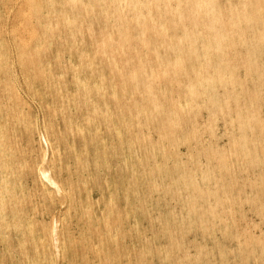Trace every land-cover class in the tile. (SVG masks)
Instances as JSON below:
<instances>
[{
  "label": "rangeland",
  "instance_id": "rangeland-1",
  "mask_svg": "<svg viewBox=\"0 0 264 264\" xmlns=\"http://www.w3.org/2000/svg\"><path fill=\"white\" fill-rule=\"evenodd\" d=\"M40 1L41 10L38 8L39 0L34 3L32 0H0V146H5L7 150L0 147V264H264V41L257 48L249 34H245L243 42L237 38L240 32L249 27L248 22L235 23L236 13H240L237 0H214L213 7L207 8L208 11L213 8L221 10V21L212 22L209 27L219 29L218 33L227 37L224 36L226 43L218 53L210 51L205 55L198 38L187 36L189 40L183 37L184 41L179 38L181 28L187 26L186 22L179 24L177 19H167L169 17L163 11L169 7L163 8L165 5L159 4V7H163L157 6L151 11L156 24L160 21L157 26L163 25V34L156 38L147 31L141 38L134 24L127 27L123 22L118 25L117 16H112L102 6L106 0H78L79 4L77 0L70 1L73 6L76 5L74 9L68 0H51L54 4H50V0ZM32 4H35L36 10ZM62 4L64 7H61ZM106 4L111 6L117 2ZM173 5L171 2L170 6ZM87 6L91 8L88 10ZM123 6L124 15L129 16L132 2ZM136 8L135 11L139 12L138 8L141 7ZM142 9L140 12H145ZM159 12L163 14L158 15ZM74 17L76 20H79L76 17H80V20L75 21ZM256 19L258 22L253 23L254 28L264 29V13ZM168 20L174 21V24ZM197 22L202 25V20ZM66 23L73 25L66 27ZM221 23L225 25L222 28L218 27ZM148 24L144 26L148 27ZM117 25L129 28L126 44L130 51L123 49L122 53H117L116 50L112 51L114 44L110 47L100 42V39L104 41L106 38L116 42ZM38 28L41 33L37 32ZM47 29L50 30L47 32ZM38 38L40 41H36ZM25 40L29 41L26 48L20 44ZM151 41L153 44L157 42L156 45ZM32 42L38 43L32 45ZM18 45L24 51L19 50ZM170 45L172 48H169ZM145 47L151 49H148L151 53ZM28 49L30 57L26 56L30 54ZM92 49H96L94 53L97 56ZM138 50L143 55H139ZM123 51H126V55ZM195 51L198 53H193ZM41 52L46 58L42 57ZM20 54L23 58L19 57ZM186 55H190V59L192 57L191 63ZM197 55H201V58ZM35 56L37 60L42 59L37 61ZM206 56H209L208 59ZM177 57L182 59L175 66L174 58ZM153 59L155 61L151 63ZM165 60L171 61V67L168 66L170 62ZM224 60L230 63H224ZM161 61H165L163 66ZM91 63L94 66L89 65ZM148 63L157 69H152V65L149 68ZM87 66L92 68L86 69ZM182 66L189 68L187 72ZM170 70L177 73H170ZM134 72L138 73L137 82L130 75ZM80 73L81 76H76ZM151 83L158 86L154 87ZM148 84L150 87H147ZM123 88L132 95L125 94ZM191 89H196L193 94ZM149 92L153 95L150 96ZM119 95L125 98L117 97ZM6 96H11L9 102ZM101 101H105L104 104ZM153 102L159 107L153 109ZM84 103L86 106H83ZM102 104L104 110L100 107ZM122 107H125L124 110ZM117 110L120 115H117ZM144 112L149 114L148 117L144 116Z\"/></svg>",
  "mask_w": 264,
  "mask_h": 264
},
{
  "label": "bare ground",
  "instance_id": "bare-ground-1",
  "mask_svg": "<svg viewBox=\"0 0 264 264\" xmlns=\"http://www.w3.org/2000/svg\"><path fill=\"white\" fill-rule=\"evenodd\" d=\"M26 1V0H25ZM35 2V0H32V2ZM65 1V0H64ZM63 1V2H64ZM72 1H75V0H68V2H69V4H72V6H73V3H71ZM98 1V0H97ZM23 2V1H22ZM33 2V3H34ZM54 2V1H53ZM53 2H51V0H50V4H54ZM62 2V3H63ZM79 2L80 1H78L77 0V4H79ZM92 2V1H91ZM113 3L114 4V2H117V4H115V5H112L111 4V6L109 5V4H106V3ZM104 2V5H102V6H105L106 7V9L108 10V11H110L111 13H112V16H113V14H115V16H117V18H115L116 19V22L118 23V25H119V23H120V25H121V23H123V22H125L126 23V26L128 27V24L129 25H131L132 24V26H133V24H134V26L136 27V29H137V32H139L138 33V35L141 37V35L143 36V34H146V32L147 31H149L150 33H151V36H154V37H156V38H158L159 36H161L160 35V33H162L163 34V32H162V29L164 28V27H160V26H157V24L160 22H158L157 24H156V18L154 17V14H151V11H152V9L153 8H156L157 9V6L160 4V5H165V7H163V6H161V7H163V8H165V9H167L168 7H169V9H167V10H165V11H163L166 15H168V17L169 18H167V19H170V20H173V19H177V21H178V23L179 24H182V23H185L186 22V25L187 26H184L183 28H181L182 29V33H180V34H182L179 38H181L183 41H184V39L187 37V36H191V37H195V39L196 38H198L199 39V41L202 43V49L204 50H202L203 51V54L205 55V52H213V53H218L219 52V48L223 45H225V38L227 37L226 35H224V36H226V37H224V36H222V35H220V33H218V30L219 29H217L216 30V28H211V27H209V26H211L210 24H212V22H216L217 21V23H218V21H221V16H220V9L218 10V9H214L213 8V10L211 9V10H207V8H210V6L212 5V4H214L213 2H214V0H113V1H110V2H108L107 0ZM131 3L132 2V7H129L130 9V11H132V13L129 15V16H125L124 15V13H123V11H124V9L122 10V8L121 7H123L124 8V6L123 5H126L127 6V4L128 3ZM171 2H173L174 3V5H173V7L172 6H170V3ZM229 1H227V3H228ZM237 3H239L240 5H239V10H240V13H236L237 15H236V17H235V23H237V22H248L247 24L249 25V27H247L246 28V30L245 31H242V32H240L239 33V35L238 34H235L234 32V34L235 35H238L237 36V38L239 39V40H242L241 42H243V40L245 39L244 37H245V34H249L250 35V37H252V43H253V45H255L257 48H259V47H261V43H262V41H264L263 40V38H264V29L262 28V29H256V28H254V25H253V23H257L258 21H257V19L256 18H259L260 17V15H261V13H264V0L262 1V2H256V1H250V0H237L236 1ZM38 3V2H37ZM37 3H35V4H37ZM40 3H42L40 0H39V3H38V8H39V10H41V6L39 5ZM43 3H45L44 1H43ZM66 3H67V1H66ZM74 3H76V2H74ZM26 4V3H25ZM24 4V5H25ZM35 4L33 5L32 4V6H34L35 7V9L33 8V7H30V8H33L34 10H36V6H35ZM49 3L47 2V5H48ZM90 4V3H89ZM88 4V5H89ZM66 5V4H65ZM84 5V3L82 4V1H81V6H83ZM101 5V4H100ZM27 6H28V1H27ZM27 6H26V8H27ZM30 6H31V4H30ZM53 6V5H52ZM51 6V7H52ZM64 7V4H62L61 5V7ZM80 6V5H79ZM167 6V7H166ZM41 7V8H40ZM66 7V6H65ZM69 7H71V6H69ZM74 7H76V5H74L73 6V9H74ZM90 7V6H89ZM88 6H87V9L89 8ZM136 7H143V9L145 10V12H140V10H141V8H138V9H140L139 10V12H137V11H135V8ZM159 7V6H158ZM161 7H159V8H161ZM212 7H213V5H212ZM211 7V8H212ZM218 7V6H217ZM48 8V7H47ZM54 8V7H53ZM52 8V9H53ZM72 8V7H71ZM91 8V7H90ZM89 8V9H90ZM104 8V7H103ZM133 8V9H132ZM162 8V9H163ZM25 9V8H24ZM46 9V8H45ZM44 9V10H45ZM77 11L79 10V8H75ZM85 10H86V8H84ZM88 9V10H89ZM137 9V8H136ZM142 9V10H143ZM162 9L160 10V11H162ZM231 9H232V7H231ZM54 10V9H53ZM84 10V11H85ZM104 12H105V10L104 9H102ZM164 10V9H163ZM237 10V12L239 11L238 9H236ZM18 11H19V9H18ZM127 11H128V9H127ZM129 11V12H130ZM206 11H207V13H206ZM230 11H232V10H230ZM20 12V11H19ZM33 12V11H32ZM36 12V11H35ZM40 12V11H39ZM45 12H47V10L45 11ZM54 12H56V11H54ZM76 12V11H75ZM85 12H87V11H85ZM102 12V11H101ZM125 12V11H124ZM129 12H127V13H129ZM157 12V11H156ZM28 13V12H27ZM59 13H60V10H59ZM58 13V14H59ZM82 13V12H81ZM80 13V14H81ZM206 13V14H205ZM36 14H38V12L36 13ZM40 15H41V13H39ZM48 14H49V12H48ZM54 14V13H53ZM56 14H57V12H56ZM57 14V15H58ZM108 14V13H107ZM157 14V13H156ZM159 14H161L160 12L158 13V15ZM163 14V13H162ZM161 14V15H162ZM203 14H205V15H203ZM22 17H23V15H22V13L20 14ZM27 15V14H26ZM57 15H56V17H57ZM76 15H78V14H76ZM76 15H74V16H76ZM88 15V14H87ZM91 15V14H90ZM98 15H99V13H98ZM104 15H105V13H104ZM109 15H110V13H109ZM157 15V16H158ZM166 15L164 16V17H166ZM19 15H17V17H18ZM37 16V15H36ZM46 16H48L47 14H46ZM62 16V15H61ZM80 16V15H79ZM101 16H102V13H101ZM107 16L108 15H106V18H107ZM162 16V17H163ZM25 17H28V16H25ZM30 17V16H29ZM31 17H32V15H31ZM81 17H82V15H81ZM87 17V16H86ZM85 17V18H86ZM111 17V16H110ZM109 17V18H110ZM34 18V17H33ZM38 18H40L39 16H38ZM42 18H43V15H42ZM60 18V17H59ZM58 18V19H59ZM62 18H64L63 16H62ZM76 18H79V20H80V17H76ZM102 18H103V16H102ZM106 18H104V19H106ZM112 18V17H111ZM160 18V17H159ZM17 19V18H16ZM35 19V18H34ZM66 18H64V20H65ZM84 19V18H83ZM114 19V18H113ZM112 19V20H113ZM161 19V18H160ZM160 19H158V20H160ZM228 19V18H227ZM18 20V19H17ZM38 20V19H37ZM53 20V19H52ZM57 20V19H56ZM74 20L75 21H79V20H76L75 19V17H74ZM106 20H109V19H106ZM111 20V19H110ZM109 20V21H110ZM170 20H168V22L170 21ZM198 20H202V25H198ZM230 19H228V21H229ZM35 20H33V22H34ZM50 21V19L48 20V22ZM66 21H68V20H66ZM65 21V22H66ZM84 21V20H83ZM83 21H80V23H82ZM104 21V20H103ZM102 21V22H103ZM113 21H115V20H113ZM112 21V22H113ZM162 21H164V19L163 20H161V22ZM165 21H167L166 20V18H165ZM18 22H20L19 20H18ZM37 22V21H36ZM36 22L34 23V24H36ZM38 22L40 23V21L38 20ZM57 22H59V21H57ZM61 22H63V20L61 21ZM69 22V21H68ZM71 22H73V21H71ZM234 22V21H233ZM17 23V22H16ZM21 23H23V20H22V22ZM20 23V24H21ZM32 23V22H31ZM55 23V22H54ZM64 23V22H63ZM108 23V22H107ZM115 23V22H114ZM147 23H149L148 24V27H145L146 25L145 24H147ZM170 24H174V21H172V22H169ZM213 23V24H214ZM235 23H233V25L235 24ZM15 24V23H14ZM47 24H49V23H47ZM50 24H51V22H50ZM49 24V25H50ZM67 25H66V27L68 26V25H70V23H66ZM77 24V23H76ZM104 24H106V23H104ZM110 24V23H109ZM109 24H107L108 26H109ZM165 24V23H164ZM241 24V23H240ZM262 25H263V23H261ZM15 25H17V24H15ZM40 25V24H39ZM41 25H42V21H41ZM43 25H45V24H43ZM49 25H47L48 26V28H49ZM55 25H57V24H55ZM54 25V26H55ZM71 25H73V23L71 24ZM71 25H70V27H71ZM80 25V24H79ZM79 25H77V26H79ZM112 25H114V24H112ZM118 25L116 26L117 27V29L115 28V30H116V37H117V40H116V42H113L112 40H109V39H105L104 41H101V39H100V42L102 43V45L103 44H106V46L107 45H112V44H114V50H112V51H117V53H122V50L123 49H125L126 51H130V49H129V45H127L126 44V42H127V38H128V33H129V28L128 29H126V28H121V27H118ZM145 25V26H144ZM220 25V26H219ZM218 25V27H224L225 25L223 24V23H221V24H219ZM236 25V24H235ZM242 25V24H241ZM241 25H239V26H241ZM260 25V24H259ZM18 26H20L19 25V23H18ZM22 26V25H21ZM46 26V27H47ZM53 26V27H54ZM232 26V25H231ZM36 27H38V26H36ZM40 27V26H39ZM42 27V26H41ZM51 27V26H50ZM69 27V26H68ZM82 27V26H81ZM110 27H111V25H110ZM115 27V26H114ZM113 27V28H114ZM217 27V28H218ZM229 27V26H228ZM245 27H246V25H245ZM14 28V27H13ZM12 28V29H13ZM77 28V27H76ZM80 28V27H79ZM106 28H109V27H107L106 26ZM120 28V29H119ZM166 28V27H165ZM238 28V27H237ZM15 29V28H14ZM32 29H34V27L32 28ZM39 29V31H37V32H40V28H38ZM74 29V28H73ZM167 29V28H166ZM165 29V30H166ZM242 29H244L243 27H242ZM50 30V29H49ZM48 29H47V32L49 31ZM52 31H54V29H51ZM69 30V29H68ZM238 30V29H237ZM29 31V30H28ZM28 31H27V33H28ZM167 32H168V29L166 30ZM165 31V32H166ZM233 31V30H232ZM20 32V31H19ZM51 32V31H50ZM49 32V33H50ZM69 32V31H68ZM72 32V31H71ZM71 32H70V34H71ZM74 32V31H73ZM77 32H78V30H77ZM136 32V31H135ZM135 32H134V30H133V33H134V35H136L135 34ZM238 32V31H237ZM17 34H18V32H16ZM26 33V34H27ZM30 33V32H29ZM41 33V32H40ZM45 33V32H44ZM43 33V34H44ZM75 33V32H74ZM80 33V32H79ZM131 33V32H130ZM47 34V33H46ZM166 35H167V33H165ZM222 34V33H221ZM226 34V33H225ZM231 34V33H230ZM233 34V35H234ZM50 35H52V34H50ZM71 35H73V33L71 34ZM70 35V36H71ZM81 35V34H80ZM159 35V36H158ZM220 35V37H218ZM28 36H29V34H28ZM39 36V35H38ZM45 35H43V37H44ZM56 36V35H55ZM58 36V35H57ZM75 36V35H74ZM164 36V35H163ZM162 36V37H163ZM15 37V36H14ZM40 38H41V36H39ZM42 37V38H43ZM82 37V36H81ZM80 37V38H81ZM131 37V36H130ZM133 37V36H132ZM183 37H185L184 39H183ZM235 37V36H234ZM12 38H13V36H12ZM21 37L19 36V39H20ZM25 38V37H24ZM47 38H48V35H47ZM52 38V37H51ZM66 38H67V36H66ZM89 38H90V35H89ZM91 38H93L92 37V35H91ZM142 38V37H141ZM176 38L177 37H175L174 39L176 40ZM189 37H187V39L186 40H189L188 39ZM14 39V38H13ZM22 39V38H21ZM57 39H60V37H58ZM64 39V38H63ZM71 39H73L74 40V37L72 38L71 37ZM77 39V38H76ZM132 39V38H131ZM131 39H129V41L131 40ZM136 39V38H135ZM134 39V40H135ZM145 39V38H144ZM144 39H142V40H144ZM153 39V38H152ZM161 39V38H160ZM174 39H171V40H173V41H175ZM181 39H180V42H183V41H181ZM15 40H16V38H15ZM51 40H53V39H51ZM62 40V39H61ZM82 40V39H81ZM95 40V39H94ZM170 40V39H169ZM185 40V41H186ZM230 40V39H229ZM36 41H40L39 40V38L38 39H36ZM43 41V40H42ZM41 41V42H42ZM70 41V40H69ZM93 41V40H92ZM144 41H146V40H144ZM149 41V40H148ZM154 41H156V40H154ZM163 41H164V38H163ZM173 41H172V43H173ZM178 42H179V39L177 40ZM198 41V42H199ZM16 42H17V40H16ZM27 42H29V41H27ZM27 42H26V40L25 41H20V44L24 47V48H26L27 47ZM41 42H39V43H41ZM75 42V41H74ZM81 42V41H80ZM98 43V44H101V43ZM135 42H136V40H135ZM138 42V41H137ZM136 42V43H137ZM159 42H160V40H159ZM159 42H158V44H159ZM249 42V41H248ZM247 42V43H248ZM35 43V45L38 43H36V42H34ZM33 42H32V45L34 44ZM73 43V42H72ZM77 43V42H76ZM120 43H123V45L122 44H120ZM139 43V42H138ZM147 43V42H146ZM151 43H152V41H151ZM156 43L157 42H155L153 45H156ZM163 43V42H162ZM161 43V44H162ZM165 43H167L166 41H165ZM170 43H171V41H170ZM187 43V42H186ZM185 43V44H186ZM246 43V42H245ZM1 44V43H0ZM18 44H19V42H18ZM42 44H43V42H42ZM69 44H71V43H69ZM144 44V43H143ZM142 44V45H143ZM147 44H150L149 42L147 43ZM157 44V45H158ZM168 44V43H167ZM175 45L176 44H178V43H174ZM188 44H190V43H188ZM229 44V43H228ZM230 44H233V43H230ZM240 44V43H239ZM242 44H244V43H242ZM2 45V44H1ZM32 45L30 46V47H32ZM34 45V46H35ZM73 45H74V43H73ZM80 45V44H79ZM92 45H93V43H92ZM102 45L100 46V47H102ZM141 45V46H142ZM191 45H192V43H191ZM227 45V44H226ZM19 46V45H18ZM40 46V45H39ZM70 46H72V45H70ZM76 46V45H75ZM81 46H82V44H81ZM95 46H96V43H95ZM109 46L107 47V48H109ZM146 46V45H145ZM151 45H149V47H150ZM171 47H169V48H172V45H170ZM183 46H184V43H183ZM189 46V45H188ZM187 46V47H188ZM196 46H197V44H196ZM196 46H195V48H196ZM199 46H201V45H199ZM229 46V45H228ZM234 47H235V45H233ZM244 46V45H243ZM245 46H246V44H245ZM20 47V46H19ZM18 47V48H19ZM37 47V46H36ZM35 47V48H36ZM47 47H49L48 46V41H47ZM74 47V46H73ZM77 47V46H76ZM99 47V48H100ZM104 47V46H103ZM110 47H112V46H110ZM143 47V46H142ZM141 47V48H142ZM148 47V46H147ZM156 47V46H155ZM160 47H162V46H160ZM185 47V46H184ZM184 47H183V50H185L184 49ZM229 47H232L231 45L229 46ZM34 48V47H33ZM37 48H40V47H37ZM45 48V47H44ZM88 48H91V47H88ZM93 48H94V46H93ZM97 48V47H96ZM134 48V47H133ZM144 48V47H143ZM142 48V49H143ZM146 48V47H145ZM157 48V47H156ZM173 48H176V47H173ZM190 48V47H189ZM188 48V49H189ZM240 48H242V46H240ZM245 48V47H244ZM247 48V47H246ZM256 48V49H257ZM263 48V47H262ZM21 49V47L19 48V50ZM30 49H32V48H30ZM43 49V48H42ZM48 49V48H47ZM98 49V48H97ZM102 49V48H101ZM104 50H106L105 48H103ZM135 49V48H134ZM138 49H139V47H138ZM147 50L149 49V48H146ZM146 49H144V51L146 50ZM151 49H152V46H151ZM151 49H149V50H151ZM153 49H154V47H153ZM166 49H167V46H166ZM178 49V48H177ZM187 49V50H188ZM22 51H24L23 50V48L21 49ZM29 50V49H28ZM34 50V49H33ZM44 51H45V49H43ZM71 50V49H70ZM93 50V49H92ZM96 50V49H95ZM95 50H93V54L94 55H96L95 53H94V51ZM104 50H101V51H104ZM136 50H137V48H136ZM148 50V51H149ZM170 50V49H169ZM182 49H180V51L182 52L183 51ZM194 50V49H193ZM196 50V49H195ZM198 50V49H197ZM196 50V51H197ZM200 50V51H201ZM17 51H18V49H17ZM27 51V50H26ZM42 51V50H41ZM90 51V50H89ZM89 51H88V53H89ZM99 51V50H98ZM126 51H123L124 52V54H125V52ZM140 50H138V52H139ZM159 51V50H158ZM157 50H156V52H158ZM163 51V50H162ZM168 51V50H167ZM175 51V50H174ZM186 51V50H185ZM189 52H192V51H190V50H188ZM187 51V52H188ZM193 52V53H198V52ZM199 51V50H198ZM223 51V50H222ZM225 51H226V46H225ZM261 51V50H260ZM28 52V51H27ZM29 52H30V50H29ZM43 52V51H42ZM42 52L40 53L41 55H42ZM83 52V51H82ZM106 52V51H105ZM135 52H137V51H135ZM147 52V51H146ZM164 52H166V50L164 51ZM187 52H185L184 53V55L187 53ZM256 52H258V51H256ZM26 53V52H25ZM44 53V52H43ZM47 53L48 52H46V55H47ZM142 53V52H141ZM148 53V52H147ZM149 53H151L150 51H149ZM155 53V52H154ZM161 53V52H160ZM167 53V52H166ZM172 53V52H171ZM173 53H175V52H173ZM176 53H179V52H176ZM193 53H192V55H193ZM223 53V52H222ZM221 53V54H222ZM18 54V53H17ZM27 54V53H26ZM25 54V55H26ZM37 54V53H36ZM39 54V53H38ZM74 54H76V53H74ZM85 54H87V53H85ZM128 54H130V52L128 53ZM139 55H143V53L142 54H140V52L138 53ZM144 54H146V53H144ZM159 54V53H158ZM157 54V55H158ZM162 54V53H161ZM182 54V53H181ZM190 54V53H189ZM200 54V53H199ZM225 54V53H224ZM21 55V54H20ZM30 55H31V52H30V54L29 55H26L27 57H30ZM34 55V54H33ZM90 55V54H89ZM121 55V54H120ZM126 55V54H125ZM124 55V56H125ZM164 55V54H163ZM168 55H169V53H168ZM179 55V54H178ZM207 55V54H206ZM213 55V54H212ZM215 55V54H214ZM24 56V55H23ZM37 56V55H36ZM36 56H35V58H36ZM39 56V55H38ZM44 55H42V57H43ZM79 56V55H78ZM87 56V55H86ZM97 56V55H96ZM119 56V55H118ZM124 56H123V59H124ZM129 56V55H128ZM127 56V57H128ZM131 56H133V55H131ZM150 56V54L148 55V58H150L149 57ZM159 56H161V55H159ZM164 56H166V55H164ZM163 56V57H164ZM175 56H177V55H173V57H175ZM182 56V55H181ZM190 55H186V58H188ZM197 56H199V55H197ZM209 56H210V54H209ZM209 56H206L207 57V59H208V57ZM226 56V55H225ZM224 56V57H225ZM19 57H22V55L21 56H19ZM41 57V56H40ZM45 57V56H44ZM43 57V58H44ZM92 57H93V55H92ZM92 57H91V59H92ZM107 57V56H106ZM115 57V56H114ZM146 57H147V54H146ZM153 57H154V54H153ZM162 57V56H161ZM161 57H160V60H161ZM167 57V56H166ZM170 57H171V55H170ZM200 58H201V55L199 56ZM199 57H197V58H199ZM227 57V56H226ZM1 58V57H0ZM3 58H4V56H3ZM23 58V57H22ZM46 58V57H45ZM79 58V57H78ZM81 58V57H80ZM85 58V57H84ZM105 58V57H104ZM111 58V57H110ZM109 58V59H110ZM122 57H120L119 56V59H121ZM130 58V57H129ZM128 58V59H129ZM132 58V57H131ZM168 58V57H167ZM194 58H195V56H194ZM199 58V59H200ZM204 58H205V56H204ZM229 58V57H228ZM40 59H42V58H40ZM40 59H38L37 60V58H36V60L37 61H39ZM95 59V58H94ZM98 59L100 60V58H99V56H98ZM97 59V60H98ZM108 59V60H109ZM115 59V58H114ZM113 59V60H114ZM141 58L139 57V60H140ZM155 59H159V57L158 58H155ZM165 59V58H164ZM170 59V58H169ZM168 59V60H169ZM182 59V58H181ZM181 59L179 58V57H177V59H175L174 58V65L176 66V65H178V64H180V62H181ZM189 59H190V57H189ZM189 59H187L188 61H189ZM191 59H192V57H191ZM191 59H190V63H191ZM218 59H221V58H218ZM217 59V60H218ZM3 60V59H2ZM18 60H22V59H19L18 58ZM29 60V59H28ZM27 60V62H29ZM78 60V59H77ZM80 60V59H79ZM105 61H106V59H104ZM107 60V61H108ZM111 60V59H110ZM112 60V61H113ZM122 60V59H121ZM131 60V59H130ZM138 60V61H139ZM151 60V59H150ZM171 60V59H170ZM195 60V59H194ZM194 60H193V62H194ZM201 60V59H200ZM216 60V61H217ZM25 61V60H24ZM32 61V60H31ZM35 61V60H34ZM81 61V60H80ZM119 61V60H118ZM132 61V60H131ZM153 61H155L154 59L151 61V63L153 62ZM162 61H163V59H162ZM162 61H161V63H162ZM166 61V60H165ZM164 61V62H165ZM172 61V60H171ZM171 61H169L170 62V64L168 65V66H170L171 67V65H172V63H171ZM182 61H184V60H182ZM188 61H186V62H188ZM207 61V60H206ZM226 61H228V60H226ZM226 61L224 60L223 62L224 63H226ZM4 62V61H3ZM90 62H92L91 60H90ZM95 62V61H94ZM101 62H102V60H101ZM101 62H99V64L101 63ZM119 62H122V61H119ZM148 62V61H147ZM150 62V61H149ZM163 62V63H164ZM166 62H168V61H166ZM168 62V63H169ZM204 62H205V60H204ZM229 62V61H228ZM20 63V62H19ZM30 63V62H29ZM28 63V65H30ZM37 63H39V62H37ZM36 63V64H37ZM42 62H40V64H41ZM83 63V62H82ZM105 63V62H104ZM110 64H111V62H109ZM108 63V64H109ZM115 63H117V61L115 62ZM127 63H128V60H127ZM143 63V62H142ZM159 63V62H158ZM163 63H162V66H163ZM200 63V62H199ZM203 63V62H202ZM230 63V62H229ZM228 63V64H229ZM1 64V63H0ZM31 64H33V63H31ZM45 64V63H44ZM80 64V63H79ZM87 64V63H86ZM113 64H114V62H113ZM121 64V63H120ZM120 64H119V66H120ZM156 64V63H155ZM155 64H154V66H155ZM182 64V63H181ZM204 64V63H203ZM221 64V63H220ZM2 65V64H1ZM43 65V64H42ZM77 65V64H76ZM75 65V66H76ZM89 65H93L92 63L91 64H89ZM106 65V64H105ZM105 65H104V68H105ZM117 65V64H116ZM123 65V64H122ZM126 65V64H125ZM132 65V64H131ZM148 65H149V63H148ZM152 65V64H151ZM151 65H149L148 67L150 68V66ZM166 65V64H165ZM189 65H191V64H189ZM194 64H192V66H193ZM207 65V64H206ZM226 65V64H225ZM224 65V66H225ZM24 66V65H23ZM32 66V65H31ZM43 66H47V65H43ZM43 66H40V67H43ZM80 66V65H79ZM94 66V65H93ZM107 66V65H106ZM159 66H160V64H159ZM195 66V65H194ZM198 66H199V64H198ZM201 66V65H200ZM212 66V65H211ZM26 67V66H25ZM49 67V66H48ZM74 67V66H73ZM84 67V66H83ZM86 67V66H85ZM89 67L90 66H87V68L86 69H89ZM97 67V66H96ZM108 67V66H107ZM131 67H133V66H130V68ZM152 67V69L153 68H156L157 69V67L155 66V67H153V65L151 66ZM166 67V66H165ZM183 67V66H182ZM186 67V66H185ZM202 67V66H201ZM207 67V66H206ZM212 67H215V66H212ZM8 68V67H7ZM27 68V67H26ZM28 68H31V67H28ZM34 68V67H33ZM39 68V67H38ZM44 68V67H43ZM50 68V67H49ZM68 68V67H67ZM75 68V67H74ZM90 68H92V67H90ZM115 68V67H114ZM122 68V67H121ZM123 68H124V66H123ZM134 68V67H133ZM138 68V67H137ZM141 68H143V67H141ZM159 68H161V67H159ZM164 68V67H163ZM184 68V67H183ZM182 68V69H183ZM191 68V67H190ZM23 69V68H22ZM59 69H60V67H59ZM75 69H77V66H76V68ZM81 69V71H82V68H80ZM85 69V70H86ZM107 69V68H106ZM116 69V68H115ZM120 69V68H119ZM145 69H146V67L143 69L144 71H145ZM171 69V68H170ZM173 69H175V68H173ZM185 70L186 69H189V68H184ZM183 69V70H184ZM208 69V68H207ZM24 70V69H23ZM31 72H33V69L31 68ZM38 70V69H37ZM40 70V69H39ZM46 70H47V68H46ZM45 70V71H46ZM100 70V69H99ZM121 70V69H120ZM126 70H128V68L126 69ZM126 70H124V71H126ZM130 70V69H129ZM135 70H137V69H135ZM25 71V70H24ZM30 71V69L27 71V73L26 74H28V72ZM90 71H91V69H90ZM97 72H98V70H96ZM131 71V70H130ZM139 71V70H138ZM152 71V70H151ZM150 71V72H151ZM157 71V70H156ZM171 72L170 73H172L173 71L172 70H170ZM26 72V71H25ZM24 72V73H25ZM35 72V71H34ZM39 72V71H38ZM42 72V70L40 71V73ZM49 72H50V70H49ZM84 71H82V73H83ZM92 72V71H91ZM110 72H111V69H110ZM166 72V71H165ZM186 72H187V70H186ZM48 72H46V74H47ZM73 73H75V72H73ZM72 73V74H73ZM143 73H145V72H143ZM142 73V74H143ZM162 73V72H161ZM163 73H164V71H163ZM173 73H177V72H173ZM51 74V73H50ZM89 74H91V73H89ZM93 74V73H92ZM120 74V73H119ZM122 74V73H121ZM128 74H130V73H128ZM166 74V73H165ZM186 74V73H185ZM188 74V73H187ZM186 74V75H187ZM31 75V74H30ZM33 75V74H32ZM41 75H42V73H41ZM74 75V74H73ZM131 76H132V79L133 80H135V82H137L136 80H138L137 78H136V76L138 75V73L137 72H134L133 73V75H132V73L130 74ZM147 75V74H146ZM148 75H150V74H148ZM38 76V75H37ZM43 76V75H42ZM51 76V75H50ZM76 76H81V73H80V75L78 74V75H76ZM75 76V77H76ZM93 75H90L89 77H92ZM96 76V75H95ZM106 76V75H105ZM174 76V75H173ZM182 76V75H181ZM185 76V75H184ZM197 76V75H196ZM195 76V77H196ZM208 76H210V75H208ZM25 77H26V75H25ZM33 77H34V75H33ZM38 77H40V76H38ZM44 77V76H43ZM47 77V76H46ZM58 77H59V75H58ZM71 77V76H70ZM100 77V76H99ZM147 77V79H148V76H146ZM198 77V76H197ZM200 77H202V76H200ZM199 77V78H200ZM211 77V76H210ZM30 78V77H29ZM84 78V77H83ZM87 78V77H86ZM101 78V77H100ZM110 78H112V77H110ZM177 78H179V77H177ZM176 78V79H177ZM182 78V77H181ZM189 78V77H188ZM28 79V78H27ZM43 79H45V78H43ZM73 79H75L74 77H73ZM98 79V78H97ZM146 79V80H147ZM152 79V78H151ZM171 79V78H170ZM203 79V78H202ZM204 79H206V77H204ZM30 80V79H29ZM40 80H41V77H40ZM76 80V79H75ZM74 80V81H75ZM90 80H93V79H91L90 78ZM100 80V79H99ZM109 80V79H108ZM112 80V79H111ZM145 80V82H147ZM172 80V79H171ZM192 80V79H191ZM191 80H189V81H191ZM196 80V79H195ZM194 80V81H195ZM32 81V80H31ZM44 81V80H43ZM78 81H80V80H78ZM85 81H86V79H85ZM101 81V80H100ZM110 81V80H109ZM155 81V80H154ZM173 81H175L176 82V80H174L173 79ZM205 81V80H204ZM208 81H210V80H208ZM34 82V81H33ZM42 82V81H41ZM77 82V81H76ZM89 81H87V83H88ZM111 82V81H110ZM177 82H179V81H177ZM200 82V81H199ZM202 82V81H201ZM30 83V82H29ZM32 83V82H31ZM101 83V82H100ZM117 83V82H116ZM122 83V82H121ZM150 83V82H149ZM159 83V82H158ZM184 83V82H183ZM189 83V82H188ZM198 83V82H197ZM211 83V82H210ZM34 84V83H33ZM82 84V83H81ZM80 84V85H81ZM85 84V83H84ZM95 84V83H94ZM107 84V83H106ZM105 84V85H106ZM113 84V83H112ZM119 84H120V82H119ZM119 84H118V87H119ZM138 83H136V85H137ZM141 84V83H140ZM151 84H153V83H151ZM164 84V83H163ZM175 84H178V83H175ZM191 84V83H190ZM189 84V85H190ZM204 85H205V83H203ZM53 85V84H52ZM90 85V84H89ZM100 85V84H99ZM122 85H123V83H122ZM121 85V86H122ZM125 85V84H124ZM149 85V84H148ZM160 85V84H159ZM170 85V84H169ZM180 85V84H179ZM186 85H188V84H186ZM185 85V86H186ZM197 85H199V84H197ZM208 84H207V82H206V86H207ZM33 86V85H32ZM43 86H46V85H43ZM54 86V85H53ZM77 86V85H76ZM85 86H86V84H85ZM85 86H83V91H84V88H85ZM92 86H93V84H92ZM92 86H90V87H92ZM95 86V85H94ZM93 86V87H94ZM109 86H111V85H109ZM152 86H158V85H155V84H153ZM151 86V87H152ZM184 85H183V87H185ZM195 86H196V84H195ZM200 86V85H199ZM87 87H88V84H87ZM101 88H103L102 86H100ZM112 87H113V85H112ZM118 87H116V88H118ZM125 87V86H124ZM141 87H142V85H141ZM147 87H150V85L149 86H147ZM160 87V86H159ZM163 87V86H162ZM202 87V86H201ZM210 87V86H209ZM208 87V88H209ZM78 88V87H77ZM80 88V87H79ZM89 88V87H88ZM95 88V87H94ZM106 88V87H105ZM115 88V87H114ZM140 88V87H139ZM157 88V87H156ZM155 88V89H156ZM188 88H189V86H188ZM188 88H187V90H188ZM196 88V87H195ZM204 88H205V86H204ZM207 88V87H206ZM12 89V88H11ZM45 89L47 90V88L45 87ZM49 89H50V86H49ZM48 89V90H49ZM86 89V88H85ZM90 89H93V88H90ZM89 89V90H90ZM112 89V88H111ZM149 89H152V88H149ZM161 89V88H160ZM163 89V88H162ZM161 89V90H162ZM164 89H166L165 87H164ZM169 89H171V88H169ZM177 89H179V87H177ZM176 89V90H177ZM180 89H181V91H183L182 89V87H180ZM190 89V88H189ZM197 89V88H196ZM195 89V90H196ZM212 89V88H211ZM7 90V89H6ZM9 90V89H8ZM6 91V92H9V93H11L10 92V90L9 91ZM43 90H44V87H43ZM74 90V89H73ZM88 90V91H89ZM100 88H99V92H100ZM109 90H110V88H109ZM121 90V89H120ZM123 90H124V88H123ZM157 90V89H156ZM155 90V91H156ZM175 90V91H176ZM194 89H193V91H195ZM205 90V89H204ZM12 91V90H11ZM61 90H59V92H60ZM77 92H79L78 90H76ZM87 91V90H86ZM107 91V90H106ZM106 91H104V92H106ZM115 91V90H114ZM127 91V90H126ZM125 90H124V92H125V94H127V92H126ZM150 91V90H149ZM153 91H154V89H153ZM152 91V92H153ZM158 91V90H157ZM171 91V90H170ZM184 91H186V90H184ZM189 91V90H188ZM191 91H192V89H191ZM193 91H192V94H193ZM198 91V90H197ZM197 91H196V93H197ZM5 92V93H6ZM58 92V93H59ZM82 92V91H81ZM85 92V91H84ZM97 92V91H96ZM103 92V91H102ZM145 92V91H144ZM167 92V91H166ZM165 92V93H166ZM168 92H169V90H168ZM173 92V91H172ZM178 92H179V90H178ZM190 92V91H189ZM188 92V93H189ZM44 93H45V90H44ZM87 93V92H86ZM116 93H118V92H116ZM115 93V95H117ZM122 93V92H121ZM155 93V92H154ZM161 93L162 92H160V96H161ZM187 93V94H188ZM18 94V93H17ZM50 94V93H49ZM49 94H47V95H49ZM72 94V93H71ZM74 94H78V93H74ZM73 94V95H74ZM82 94V93H81ZM80 94V95H81ZM88 94V93H87ZM113 94H114V92H113ZM124 94V95H125ZM132 95V93H129L128 92V94L127 95ZM149 94H150V92H149ZM152 95H153V93H151ZM151 94H150V96H151ZM163 94H164V91H163ZM170 94H172V93H170ZM169 94V95H170ZM186 94V93H185ZM79 95V94H78ZM77 95V96H78ZM83 95H85V93L83 94ZM83 95L81 96V99H82V97H83ZM155 96H156V93L154 94ZM168 95V96H169ZM189 95H190V93H189ZM188 95V96H189ZM86 96V95H85ZM84 96V97H85ZM109 96H111V95H109ZM146 96H148V95H146ZM174 96V95H173ZM11 96H9L8 98H7V96L5 97L6 98V100L8 101V99L10 98ZM88 97H89V95H88ZM88 97H86V99L85 98H83V99H85V100H87L88 99ZM94 97H96V94H95V96ZM101 97V96H100ZM108 97V96H107ZM116 97V96H115ZM117 97H120V95L119 96H117ZM154 97V96H153ZM68 98V97H67ZM90 98V97H89ZM102 98V97H101ZM113 98H114V96H113ZM112 98V99H113ZM120 98H125V97H120ZM127 99H128V97H126ZM162 98H163V96H162ZM104 99V98H103ZM143 99V98H142ZM157 99H159V98H157ZM171 99V98H170ZM97 100V99H96ZM144 100V99H143ZM143 100H142V102H143ZM10 101V100H9ZM8 101V102H9ZM73 101V100H72ZM89 101V100H88ZM92 101H93V99H92ZM121 101V100H120ZM119 101V103H121ZM128 101V100H127ZM130 101V100H129ZM68 102V101H67ZM70 102V101H69ZM76 102H78V100L76 101ZM75 102V103H76ZM84 102V101H83ZM87 102V101H86ZM85 102V103H86ZM102 102V101H101ZM105 102V101H104ZM104 102H102L103 104H104ZM184 102V101H183ZM186 103H187V101H185ZM2 103H4V102H2ZM7 103V102H6ZM72 103H74V102H72ZM85 103H84V105L83 106H86L85 105ZM94 103V102H93ZM97 103V102H96ZM96 103H94L95 105H96ZM107 103H108V101H107ZM154 103V102H153ZM162 103V102H161ZM160 103V104H161ZM185 103V104H186ZM78 104V103H77ZM76 104V105H77ZM103 104L100 106L101 107V109H103L102 108V106H103ZM179 104H180V102H179ZM79 105V104H78ZM91 105H92V107L94 106L92 103H91ZM98 105V104H97ZM96 105V106H97ZM118 105V104H117ZM123 105H126V104H123ZM122 105V106H123ZM130 105H132V104H130ZM167 105V104H166ZM178 105V104H177ZM181 105V104H180ZM4 105H2V107H3ZM13 106V105H12ZM14 106H16V105H14ZM151 106H154L153 107V109H156V107L155 106H157V105H155V103L154 104H152ZM174 106H175V104H174ZM188 106V105H187ZM106 107V106H105ZM109 107V106H108ZM107 107V108H108ZM115 107V106H114ZM119 107H121V105H119ZM142 107V106H141ZM157 107H159V106H157ZM180 108L182 107V106H179ZM178 107V108H179ZM185 107V106H184ZM18 108V107H17ZM96 108V107H95ZM99 108V107H98ZM118 108V107H117ZM123 109L122 110H124V108L125 107H122ZM151 108V107H150ZM168 108V107H167ZM166 108V109H167ZM85 109H86V107H85ZM88 109V108H87ZM130 109V108H129ZM141 109H144V108H141ZM149 109V108H148ZM96 110V109H95ZM99 110H100V108H99ZM104 110V109H103ZM116 110V109H115ZM120 110H121V108H120ZM119 110V111H120ZM126 110H127V108H126ZM125 110V111H126ZM131 110H132V107H131ZM145 110H147V109H145ZM150 110V109H149ZM165 110V109H164ZM171 110V109H170ZM12 111H13V109H12ZM12 111H10V112H12ZM17 111V110H16ZM128 111V110H127ZM130 111V110H129ZM140 110L138 109V112H139ZM148 111V110H147ZM166 111V110H165ZM87 111H85V113H86ZM94 112V111H93ZM93 112H91L92 113V115H93ZM132 111H130V113H131ZM149 113H150V111H148ZM147 112V113H148ZM152 112V111H151ZM183 112V111H182ZM13 114H15L14 112H12ZM12 113H10L11 114V116H13L12 115ZM17 113H18V111H17ZM89 113V112H88ZM88 113H86V114H88ZM111 113V112H110ZM117 115H120V114H118V110H117ZM136 113V112H135ZM140 113V112H139ZM145 114H146V112H144ZM143 113V114H144ZM153 113V112H152ZM163 113V112H162ZM170 113V112H169ZM168 113V114H169ZM63 114V113H62ZM61 114V115H62ZM95 114H96V112H95ZM104 114V113H103ZM123 114V113H122ZM132 114H133V112H132ZM159 115H161L160 113H158ZM139 115V114H138ZM149 115V114H148ZM148 115L146 114V115H144V116H147L148 117ZM153 115V114H152ZM156 115V114H155ZM176 115V114H175ZM174 115V116H175ZM87 116V115H86ZM85 116V117H86ZM103 116V115H102ZM110 116V115H109ZM121 116H123V115H121ZM133 116V115H132ZM141 116V115H140ZM166 116V115H165ZM173 116V115H172ZM114 117V116H113ZM116 117V116H115ZM114 117V118H115ZM134 117V116H133ZM136 117V116H135ZM150 117H151V115H150ZM154 117V116H153ZM167 117V116H166ZM181 117V116H180ZM13 118V117H12ZM17 118H18V116H17ZM107 118H110V117H107ZM117 118V117H116ZM122 118H124V117H122ZM138 118V117H137ZM152 118V117H151ZM176 118V117H175ZM178 118V117H177ZM0 119H2V118H0ZM67 119V118H66ZM94 119H96V117L94 118ZM139 119V118H138ZM154 119H156V118H154ZM165 119H167V118H165ZM63 120H64V118H63ZM89 120V119H88ZM110 120V119H109ZM137 120V119H136ZM168 120H169V117H168ZM181 121H182V118L180 119ZM1 121V120H0ZM91 121H92V119H91ZM96 121H97V119H96ZM123 121H124V119H123ZM177 121V120H176ZM176 121H174V122H176ZM87 122V120H85V123ZM115 122V121H114ZM117 122H118V120H117ZM125 122V121H124ZM171 122H173V121H171ZM178 122V121H177ZM176 122V123H177ZM88 123H89V121H88ZM106 123V122H105ZM126 123V122H125ZM168 123V122H167ZM176 123H173V124H176ZM80 124H83V123H80ZM98 124H99V122H98ZM128 124V123H127ZM169 124V123H168ZM27 125V124H26ZM25 125V126H26ZM67 125H68V123H67ZM71 125V124H70ZM76 125V124H75ZM90 125V124H89ZM113 125V124H112ZM122 125V124H121ZM125 125V124H124ZM65 126V125H64ZM76 126H78V125H76ZM75 126V127H76ZM14 127V126H13ZM80 127V126H79ZM107 127V126H106ZM166 127H167V125H166ZM175 127V126H174ZM173 127V128H174ZM177 127V126H176ZM181 127V126H180ZM11 128H12V126H11ZM27 129H28V126L26 127ZM81 128V127H80ZM82 128H83V126H82ZM81 128V129H82ZM125 128H127V127H125ZM70 129V128H69ZM81 129L79 130V131H81ZM107 129V128H106ZM178 129V128H177ZM67 130V129H66ZM86 130V129H85ZM108 130V129H107ZM123 130H124V128H123ZM174 130H175V128H174ZM13 131H15L14 129H13ZM71 131V130H70ZM89 131V130H88ZM87 131V132H88ZM169 131V130H168ZM182 131V130H181ZM82 132V131H81ZM96 132V131H95ZM174 132V131H173ZM78 133V132H77ZM115 133H116V131H115ZM170 133H172V132H170ZM181 133V132H180ZM90 134H92V133H90ZM123 134V133H122ZM173 134V133H172ZM177 134V133H176ZM121 136V135H120ZM162 136H165V135H162ZM81 137L83 138V136H82V134H81ZM93 137H95V135L93 136ZM112 137V136H111ZM118 137V136H117ZM164 138V137H163ZM165 138H166V136H165ZM164 138V139H165ZM2 139H0V141H1ZM84 140V139H83ZM91 140V139H90ZM105 140V139H104ZM112 141V140H111ZM6 142V141H5ZM92 142V141H91ZM90 142V143H91ZM95 142V141H94ZM96 143V142H95ZM5 145H6V143H4ZM2 145V144H1ZM86 145V144H85ZM160 145V144H159ZM7 146V145H6ZM81 146H82V144H81ZM93 146V145H92ZM1 147V146H0ZM5 146H3V147H1V149L2 148H4ZM96 147H97V145H96ZM163 147V146H162ZM7 148H10V147H7ZM84 148H86V147H84ZM83 148V149H84ZM121 149H122V147H121ZM3 150H5V148L3 149ZM10 150V152H12L11 151V149H9ZM85 150V149H84ZM95 150H98V149H95ZM5 151H7V150H5ZM5 151H3V153L5 152ZM113 151H115L114 149H113ZM122 151V150H121ZM93 153L94 152H96V151H92ZM99 152V151H98ZM0 153H1V151H0ZM5 153H8V152H5ZM79 153V152H78ZM9 154V153H8ZM11 154V153H10ZM95 154V153H94ZM93 154V155H94ZM104 154V153H103ZM4 155V154H3ZM6 155V154H5ZM10 156V155H9ZM121 156V155H120ZM79 157V156H78ZM81 157H82V154H81ZM103 157H104V155H103ZM75 158V157H74ZM83 158V157H82ZM43 159H44V157H43ZM95 159V158H94ZM76 160V159H75ZM80 160V159H79ZM96 161V160H95ZM95 161H93V163L95 162ZM99 161V160H98ZM83 162V161H82ZM81 163V162H80ZM84 163H85V161H84ZM96 163V162H95ZM106 163V162H105ZM41 164V163H40ZM97 165V164H96ZM106 165H108V164H105V166ZM77 166V165H76ZM82 166V165H81ZM36 167H39L38 165H36ZM100 167V166H99ZM34 168V167H33ZM40 168V167H39ZM98 168V167H97ZM84 169V168H83ZM3 170V169H2ZM99 170H101V168L99 169ZM106 170V169H105ZM108 170V169H107ZM81 171H83L82 169H81ZM98 171V170H97ZM102 171V170H101ZM34 172H35V170H34ZM45 173V172H44ZM43 174V173H42ZM41 175V174H40ZM132 175V174H131ZM42 176V175H41ZM39 177V176H38ZM41 178V177H40ZM43 178V177H42ZM44 178L46 179V177L44 176ZM44 178H43V180H44ZM47 178H48V176H47ZM136 177H134V179H135ZM39 179V178H38ZM37 179V180H38ZM49 179V178H48ZM141 179V178H140ZM143 179V178H142ZM42 180V179H41ZM47 180V179H46ZM45 180V181H46ZM48 181V180H47ZM140 181V180H139ZM144 181V180H143ZM46 183V182H45ZM52 182H50V184H51ZM141 183V182H140ZM40 184H41V182H40ZM48 184V183H47ZM56 184V183H55ZM46 185V184H45ZM52 185V187H53V183L51 184ZM42 186V185H41ZM55 186V185H54ZM46 188H47V185H46ZM54 188V187H53ZM55 189V188H54ZM58 189V186H56V190ZM48 190H49V188H48ZM58 192V191H57ZM87 216V215H86ZM89 219V218H88ZM88 219H87V221H88ZM90 221V220H89ZM92 221V220H91ZM105 226H107V225H105ZM112 236V235H111ZM110 238H112V237H110ZM108 261V260H107ZM53 263V262H52ZM108 263V262H107ZM110 264V263H109Z\"/></svg>",
  "mask_w": 264,
  "mask_h": 264
}]
</instances>
